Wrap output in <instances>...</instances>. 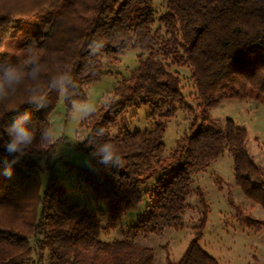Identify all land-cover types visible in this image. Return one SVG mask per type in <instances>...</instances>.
I'll list each match as a JSON object with an SVG mask.
<instances>
[{"label": "trees", "instance_id": "trees-1", "mask_svg": "<svg viewBox=\"0 0 264 264\" xmlns=\"http://www.w3.org/2000/svg\"><path fill=\"white\" fill-rule=\"evenodd\" d=\"M151 3L0 0V51L30 26L25 46L47 62L41 84L50 102L40 109L23 103L9 110L26 99L32 85L25 81L17 100L7 108L0 106V115L5 111L0 116V145L9 139L6 127L26 110L34 121L47 117L51 125L61 93L47 88V79L56 68L67 66L72 72L70 99H86L85 88L110 74L107 69L119 56L129 48L141 51L136 70L86 121L89 132L81 147L89 158L88 167L66 165L90 190L91 200L104 203L100 213L107 215L108 223L103 226L97 213L67 202V191L50 165L56 148L51 140L21 157L13 165L12 176L0 174V264H154L153 249L136 239L178 221L192 191L193 174L207 169L224 150L233 160L235 185L264 210V175L245 149V129L231 119L219 122L207 114L224 100L264 98V0H166L165 12L158 18ZM29 19L32 22L25 23ZM156 22L160 27H155ZM26 54L0 60H22ZM173 67L189 70L198 114L185 104ZM64 105L69 112L65 99ZM142 105L150 106L153 129L130 131L125 126L127 110ZM175 105L193 118L165 156L163 136ZM99 128L105 129L104 137L97 136ZM111 128L117 132L108 136ZM96 140L115 145L118 165L100 162L89 145ZM13 155L0 147V171ZM39 159L45 161L48 175L42 190ZM195 192L201 207L196 234L181 259L167 264H218L198 243L208 206L204 194L199 189ZM144 199L145 209L127 237L111 242L101 239L103 232L116 228L121 216Z\"/></svg>", "mask_w": 264, "mask_h": 264}, {"label": "rangeland", "instance_id": "rangeland-1", "mask_svg": "<svg viewBox=\"0 0 264 264\" xmlns=\"http://www.w3.org/2000/svg\"><path fill=\"white\" fill-rule=\"evenodd\" d=\"M165 2L166 0H152L151 7L156 18L165 12ZM30 22L32 19L25 21ZM155 27L160 25L156 22ZM30 34V26H26L23 36L19 35L5 43L0 51V57L13 58L26 53L25 44L30 41ZM140 54L138 48H129L119 56L118 62L107 69L110 74L85 88V100L94 103L96 109L103 105L107 95L136 70ZM172 70L180 78L185 104L195 108L198 114L197 102L194 100L195 89L188 77L189 70L186 67H173ZM173 109L175 115L166 124L163 136L165 156L174 149L177 138L186 133L193 118V114L180 109L177 105L173 106ZM149 114L150 106L130 108L126 113L125 126L130 131H151L154 120L149 118ZM207 114L210 119L219 122L231 119L237 126L245 129V149L264 175V98L259 101L224 100L211 108ZM89 117L82 121L72 120L70 111H66L63 93L60 94L55 110L50 116L51 126L56 129V136L52 139L56 143V148L50 165L54 168L62 188L67 191V202L97 213L102 225L106 226L108 217L100 213L105 210L104 203L95 204L91 200L90 190L80 182L76 171L70 172L66 168L67 164L74 166L75 169L86 168L89 165V158L81 147L89 132L86 128ZM87 147L88 145L84 146ZM39 163L42 168L39 179L42 190L48 175L44 167L45 161L39 159ZM196 189L204 194L208 206L207 221L198 241L199 246L218 264H264V210L248 201L235 185L233 160L227 150H224L207 169L193 174L192 191L178 221L163 224L155 234L136 239L139 244L153 249L154 264L178 262L195 236L201 213ZM145 206V199L135 204L121 216L116 228L107 229L102 233L101 239L111 242L127 237L129 229L137 225L139 215Z\"/></svg>", "mask_w": 264, "mask_h": 264}, {"label": "clouds", "instance_id": "clouds-1", "mask_svg": "<svg viewBox=\"0 0 264 264\" xmlns=\"http://www.w3.org/2000/svg\"><path fill=\"white\" fill-rule=\"evenodd\" d=\"M92 50L95 52V47ZM34 51L32 47H29L22 60H0V106H3V108H7L8 105L17 100L25 81H29L32 85L25 94L26 99L9 110H15L23 103L32 104L37 109L50 104L45 88L41 84L43 73L48 65L46 61H41L34 56ZM72 84L73 75L67 66L56 68L47 79V88L64 94L65 101L69 103L70 118L74 121H82L93 114L96 107L89 100L70 99L68 92ZM3 114L0 116H3ZM5 131L9 139L0 147H3L9 154L14 155L11 160L5 161V166L0 174L9 177L13 175V165L18 163L21 157L28 154L32 149L47 144L56 136V129L49 124L47 117L45 121H34L32 112L27 110L18 114L12 123L6 127ZM115 131V128H111L107 130V135L112 136ZM105 135L104 128L97 129L98 137H104ZM38 136L39 142L37 143ZM89 145L93 147V154L100 158L101 163L118 165L119 155L115 145L110 140H96L89 143Z\"/></svg>", "mask_w": 264, "mask_h": 264}]
</instances>
